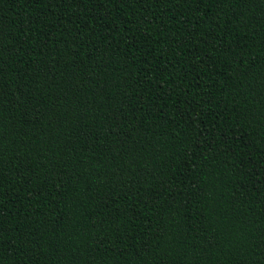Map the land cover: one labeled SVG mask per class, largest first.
<instances>
[{"label": "trees", "instance_id": "trees-1", "mask_svg": "<svg viewBox=\"0 0 264 264\" xmlns=\"http://www.w3.org/2000/svg\"><path fill=\"white\" fill-rule=\"evenodd\" d=\"M0 264H264V0H0Z\"/></svg>", "mask_w": 264, "mask_h": 264}]
</instances>
